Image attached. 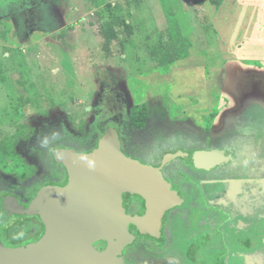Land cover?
<instances>
[{
  "label": "rangeland",
  "instance_id": "1",
  "mask_svg": "<svg viewBox=\"0 0 264 264\" xmlns=\"http://www.w3.org/2000/svg\"><path fill=\"white\" fill-rule=\"evenodd\" d=\"M202 3L0 0V182L30 188L47 175L49 149L57 138L85 144L98 124H111L113 117L123 126L126 150L139 161L156 160L162 143L196 148L228 131L252 134L260 149L255 177L216 184L212 204L232 215L222 225L228 245L224 264H260L264 113L253 105L232 116L238 107L221 97L215 81H207L205 67L218 65L222 54L208 22L211 8L207 0ZM111 15L126 20L132 34L122 55L106 58L98 31ZM186 49V60L166 66ZM229 83L239 99L245 84ZM223 112L230 115L222 122ZM228 203L236 208H227ZM19 220L12 215L7 222ZM173 224L177 233L170 249L133 246L126 261L188 264L177 216ZM244 235L250 250L240 239Z\"/></svg>",
  "mask_w": 264,
  "mask_h": 264
},
{
  "label": "water",
  "instance_id": "2",
  "mask_svg": "<svg viewBox=\"0 0 264 264\" xmlns=\"http://www.w3.org/2000/svg\"><path fill=\"white\" fill-rule=\"evenodd\" d=\"M179 151L170 155L175 158ZM67 173L66 183L43 186L28 208L9 197L0 207V223L12 215L36 217L43 230L36 242L5 247L0 242V264H123L122 251L133 237L128 225L161 240L160 221L165 211L182 200L157 167L123 154L117 132L111 128L88 153L60 148L53 156ZM193 168L209 170L229 161L223 151L197 150L186 154ZM144 201L142 216L127 215L121 195ZM261 243L264 245V233ZM104 242L98 250L94 244Z\"/></svg>",
  "mask_w": 264,
  "mask_h": 264
},
{
  "label": "trees",
  "instance_id": "3",
  "mask_svg": "<svg viewBox=\"0 0 264 264\" xmlns=\"http://www.w3.org/2000/svg\"><path fill=\"white\" fill-rule=\"evenodd\" d=\"M222 2L223 0H207V3L215 8H218ZM195 4L202 5L203 3L202 0H195ZM98 33L103 40L101 50L104 57L114 58L123 54L124 45L132 34V27L122 17L111 15L100 24ZM166 49L167 48H165V50ZM152 53L153 51L151 54ZM154 53L158 54V52ZM182 53L184 54L181 57H176L172 59V61L166 62V66L172 65L176 61L183 60L189 55L187 49ZM111 128L117 132L121 151L124 155L130 157L124 146V129L117 117L111 119V124H98L97 130L92 139L85 144L78 143L74 140L57 138V140L51 144L49 149V166L47 175L43 176L33 186L26 189H20L6 186L0 182V207L7 198L13 197L19 205L26 209L33 203L37 191L43 186L50 185L56 188L62 187L66 183V172L60 164L55 163L53 160L56 151L60 148H70L78 152L88 153L97 146L100 137ZM257 141L258 136L239 131H228L217 138L209 139L205 148L225 150L231 156V160L229 163L217 166L205 173L208 174L209 177L215 179H253L255 177L254 173H252L254 172L252 171V168L254 167L253 163L256 156L260 153V149L256 144ZM191 149L192 148H188L180 143H173L164 146L161 145L160 158L159 160L154 161L155 165L163 169L167 177L166 179H168L175 189H179L182 184V186H185L186 189L189 190V194L191 190L194 189L195 179L193 178V175L196 174V171L192 168H186L182 159L185 158L186 153ZM177 150L181 151L182 156L178 157L175 162L168 164V166L165 167V164H167V157ZM219 212L220 211H217V219L219 220L217 224V237L220 238L221 243L220 247H217L214 261L215 264H224L223 259L227 254V248L225 244L222 243V232L218 226L224 225L227 217L222 216L221 212ZM16 217L23 221L19 220L13 224H9L8 222L0 223V242L2 245L14 248L36 242L42 233L43 224L36 217H24L19 215H16ZM20 231H25L27 234L24 236ZM17 232L20 233V235H17Z\"/></svg>",
  "mask_w": 264,
  "mask_h": 264
},
{
  "label": "flooded vegetation",
  "instance_id": "4",
  "mask_svg": "<svg viewBox=\"0 0 264 264\" xmlns=\"http://www.w3.org/2000/svg\"><path fill=\"white\" fill-rule=\"evenodd\" d=\"M212 129H214L213 126H212ZM217 137H214V138H217ZM209 139H213V138L210 137ZM173 143L181 144V142H177V141ZM173 143H166V144L162 143L161 145L164 146V145H169ZM206 143L201 147H196V148L192 147V149L189 150L188 152L197 151V150L223 151L227 156H229V161L219 164L218 166L230 162L231 156L229 155V153H227L225 150H222V149H207L205 148ZM161 145L158 148L159 157L156 158V160L139 161L140 159L131 156L129 152H128V155L130 156V158L138 160L142 164H147V165H151V166L159 168L161 170L163 178L171 185V190L176 192L178 197L182 200V203L179 206L173 207L165 211V213L163 214L161 221H160V227H159L161 240H157L156 238L150 236L149 234H141L139 233V231L136 229L134 225L132 224L128 225V231H129V234L133 237V240L131 241V244L126 246L122 251L123 264H132L126 261L127 259L126 251L133 246H141L142 248L150 247L149 250L155 249V248L160 249V250L170 249L171 245L173 244L176 233H177V228L173 224L174 216H177L178 220L181 221V226L178 229L179 231L182 232L183 234L182 236L185 241V249L183 253L184 260L188 264H215V261H214L215 253L217 251V247H220V243H221L220 238L217 237V224H218L217 221H219L217 219V211H220L222 216L227 217L226 223L230 219L232 220V215L230 213L231 211H228L227 209H226L227 211H225L224 208L222 209L220 207H216V204H212L215 199L214 187L216 186V184H222V183L225 184L228 181H242V180L215 179V178L209 177V175L206 174L205 172H208L217 166L209 170L195 169L191 167L185 161L186 159V156H185V158L182 159V161L184 162V166H186V168H192L193 170L196 171L195 172L196 174L194 175L192 174L193 178L195 179L194 189L191 190L190 194H189V190L186 189L185 186H182V184L179 189H175L172 186V184L168 181V179H166L167 177L163 169L155 165V162H154V161L159 160L160 158ZM197 148H200V149H197ZM177 151H179L180 154H178L175 158L168 161V158L170 155L167 157L166 159L167 164H165V167L168 166V164L175 162L178 157L182 156L181 151L180 150H177ZM177 151H175L174 153H176ZM174 153H172L171 155H173ZM181 170H182V167H181ZM66 181H67V173H66ZM121 205L125 213L130 216H142L145 212L144 201L138 195H130L127 193L122 194L121 195ZM225 206H227V208H231V207H233V209L236 208V206L234 207L233 205H230L229 203L228 205H225ZM218 228L222 232L221 240H222V243L225 244L227 248V253H228V245L224 237L222 225H219ZM240 239H244L243 244L246 246L247 249L250 250L252 246H250V243L248 241V236L244 235V237H240ZM94 246L98 250H103L106 247V244L104 242L99 241V242H96ZM256 253H259V251ZM202 254L206 257V259L202 258ZM223 263H224V259H223Z\"/></svg>",
  "mask_w": 264,
  "mask_h": 264
},
{
  "label": "crops",
  "instance_id": "5",
  "mask_svg": "<svg viewBox=\"0 0 264 264\" xmlns=\"http://www.w3.org/2000/svg\"><path fill=\"white\" fill-rule=\"evenodd\" d=\"M209 7L208 22L222 58L218 65L205 67L207 81H215L221 97L238 107L232 116L253 105L264 113V0H223L218 8ZM229 81L245 84L246 90L237 93L239 99L233 98L236 93ZM230 113L219 118L223 122ZM258 257L263 264L264 252Z\"/></svg>",
  "mask_w": 264,
  "mask_h": 264
}]
</instances>
